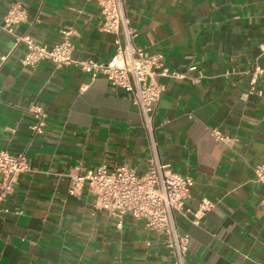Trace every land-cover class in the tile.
<instances>
[{
  "label": "crops",
  "instance_id": "1",
  "mask_svg": "<svg viewBox=\"0 0 264 264\" xmlns=\"http://www.w3.org/2000/svg\"><path fill=\"white\" fill-rule=\"evenodd\" d=\"M14 5L27 19L13 35L0 31V150L26 152L30 171L0 214V264H176L144 222L126 215L119 227L87 188L68 194L71 175L100 166L146 172L154 154L140 108L77 66H24L16 44L29 34L50 46L70 29L74 59L107 62L115 36L100 30L101 10L93 0H0V17ZM126 14L135 45L186 74L158 79L154 117L161 161L194 180L185 208L214 205L199 220L177 214L185 264H264V185L254 174L264 161V0H127ZM36 108L47 115L41 136L30 130Z\"/></svg>",
  "mask_w": 264,
  "mask_h": 264
},
{
  "label": "built area",
  "instance_id": "2",
  "mask_svg": "<svg viewBox=\"0 0 264 264\" xmlns=\"http://www.w3.org/2000/svg\"><path fill=\"white\" fill-rule=\"evenodd\" d=\"M93 1L102 13L100 30L115 36V51L107 62L74 59L72 31L65 29L62 31L63 40L50 46L29 34L17 38L16 44L25 46L22 64L36 67L42 62H50L56 68L74 65L92 79L103 77L110 87L123 90L131 96L133 103L140 108L143 126L152 142L154 155L146 172L138 175L124 167L110 172L106 166H100L83 175H71L68 194L75 196L87 188L94 199L95 208L117 219L119 227L126 215L144 222L147 231L164 239L176 264H185L189 238L180 233L177 214L199 220L214 205L204 201L197 211L185 208L194 180L189 175L173 171L169 164L161 161L154 141V117L165 92V86L158 79L181 80L186 78V74L171 71L164 66L162 55H146L135 45L136 35L126 14L127 0ZM26 19L27 14L21 6L14 5L0 17V31L13 35L16 26ZM195 70L196 67L189 68V71ZM262 74L261 69H255L253 85ZM33 113L36 121L30 130L34 136H41L45 133L47 115L40 108H36ZM213 136L224 144L231 142V138L220 130L213 131ZM29 171L26 152L11 154L0 150V214L7 213L4 203L13 195L19 177ZM254 174L256 180L264 185V161L254 167Z\"/></svg>",
  "mask_w": 264,
  "mask_h": 264
}]
</instances>
